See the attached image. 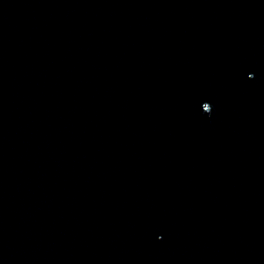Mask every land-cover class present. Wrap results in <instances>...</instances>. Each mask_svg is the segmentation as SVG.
<instances>
[{
  "label": "water",
  "instance_id": "obj_1",
  "mask_svg": "<svg viewBox=\"0 0 264 264\" xmlns=\"http://www.w3.org/2000/svg\"><path fill=\"white\" fill-rule=\"evenodd\" d=\"M0 264H264V0H0Z\"/></svg>",
  "mask_w": 264,
  "mask_h": 264
}]
</instances>
